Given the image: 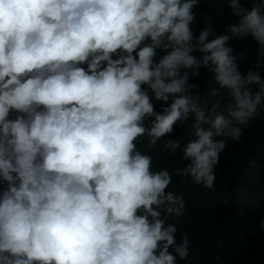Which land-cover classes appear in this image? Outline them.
<instances>
[{
  "label": "clouds",
  "instance_id": "9594fccd",
  "mask_svg": "<svg viewBox=\"0 0 264 264\" xmlns=\"http://www.w3.org/2000/svg\"><path fill=\"white\" fill-rule=\"evenodd\" d=\"M199 3L0 0V264L188 259L173 176L213 189L264 110V0H223L221 34L209 21L197 34ZM233 41L251 42L254 67ZM204 77L202 97L190 80Z\"/></svg>",
  "mask_w": 264,
  "mask_h": 264
},
{
  "label": "trees",
  "instance_id": "16d2710c",
  "mask_svg": "<svg viewBox=\"0 0 264 264\" xmlns=\"http://www.w3.org/2000/svg\"><path fill=\"white\" fill-rule=\"evenodd\" d=\"M193 12L198 17L193 25L197 34L205 21H209L216 34L223 33V27L231 23L223 0H200ZM206 17L219 18V22L215 24ZM231 46L248 52V59L241 61L242 69L255 66L250 41H233ZM261 74L264 76V72ZM204 79L190 80L199 84L202 97L213 86L207 83V77ZM223 95L222 92L217 99ZM177 133L182 142L191 138L188 124L179 126ZM157 154L158 150L154 149V164L170 169L183 166L179 150L175 157L163 154L157 159ZM216 174L213 189L194 186L173 176L170 188L182 193L186 202L184 214L178 218L176 240L180 243L183 233L191 245L188 259H178L177 264H264V230L258 227L264 218V110L244 129L239 143L229 141Z\"/></svg>",
  "mask_w": 264,
  "mask_h": 264
}]
</instances>
